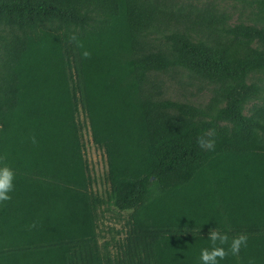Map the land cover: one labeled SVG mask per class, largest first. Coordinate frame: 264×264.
<instances>
[{
	"label": "trees",
	"instance_id": "16d2710c",
	"mask_svg": "<svg viewBox=\"0 0 264 264\" xmlns=\"http://www.w3.org/2000/svg\"><path fill=\"white\" fill-rule=\"evenodd\" d=\"M246 1L254 22L214 1L0 0V264H201L215 227L248 236L220 264H264V0ZM169 72L207 104L165 97ZM108 203L124 223L101 242Z\"/></svg>",
	"mask_w": 264,
	"mask_h": 264
},
{
	"label": "rangeland",
	"instance_id": "374dc122",
	"mask_svg": "<svg viewBox=\"0 0 264 264\" xmlns=\"http://www.w3.org/2000/svg\"><path fill=\"white\" fill-rule=\"evenodd\" d=\"M177 5L185 6H205L214 1L221 12L228 16L230 23L254 22V8L246 0H172ZM166 83L165 97L180 101H190L196 104H207L210 99L211 91L207 85L200 79L190 76L188 72L176 73L169 72L162 76ZM85 142L87 156L91 165L92 173L95 177V188L102 194H106L108 185L104 182V173L106 171V157L102 150L98 149L91 139V133L85 130ZM125 214V213H124ZM124 221L119 216L118 210L112 203H108V211L103 219L102 228L105 239L112 241L118 238L116 230L123 226ZM113 245V244H112ZM111 248L113 249V246Z\"/></svg>",
	"mask_w": 264,
	"mask_h": 264
},
{
	"label": "clouds",
	"instance_id": "9594fccd",
	"mask_svg": "<svg viewBox=\"0 0 264 264\" xmlns=\"http://www.w3.org/2000/svg\"><path fill=\"white\" fill-rule=\"evenodd\" d=\"M73 41H77V37H71ZM78 47L83 45L78 43ZM84 58H89L91 53L87 50L82 53ZM33 143H36L35 136L31 137ZM197 143L202 147H212L211 141H206L203 136L197 138ZM6 156H0V202L11 200L10 193L14 190V170L5 162ZM30 228L36 227V222H33ZM207 239L211 246L203 248L200 253L201 264H220V261L226 259L230 254L239 256L242 247H247L248 236L246 233H240L229 237L228 231L221 230L217 227L211 228L208 231ZM249 264H255L254 260H250Z\"/></svg>",
	"mask_w": 264,
	"mask_h": 264
}]
</instances>
